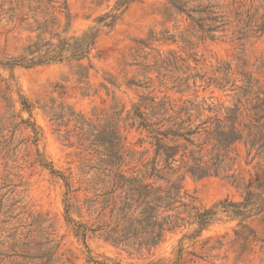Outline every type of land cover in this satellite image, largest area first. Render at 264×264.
I'll list each match as a JSON object with an SVG mask.
<instances>
[{
	"label": "rangeland",
	"instance_id": "1",
	"mask_svg": "<svg viewBox=\"0 0 264 264\" xmlns=\"http://www.w3.org/2000/svg\"><path fill=\"white\" fill-rule=\"evenodd\" d=\"M92 2L68 0L69 37L81 36L94 25V19L110 12L117 0H101L99 7ZM169 2L133 3L111 32L100 34L89 59L33 68L0 66V264H171L180 249L182 264H264V213L245 221L244 229L238 219L219 212L218 220L200 236L180 244L183 236L197 227L179 229L161 247L141 254L115 248L99 238H89L85 244L65 220V185L49 166L76 183L86 172L83 164L97 161L93 150L110 138L116 122L125 146L144 151L147 146L139 145L143 132L127 120L143 98L205 100L207 105L230 106L234 92L208 88L199 78L191 79L189 88H176L178 79L200 74L208 80L219 69L221 73L215 77L221 78L228 66L231 80L241 85L239 73L243 70L264 93V72L255 67L264 58V38H252L240 48L233 42L235 23L228 36L215 42L193 39L194 45L185 49L182 35L190 29V21L178 13L169 21L163 14ZM232 2L190 0V8L217 6L211 10L233 19ZM29 4L28 0H0L2 62L19 56L37 36L32 32L35 26ZM23 18L29 19L23 22ZM65 25V19L58 16L49 32L60 33ZM165 60L177 63L166 68ZM117 113L121 115L114 116ZM104 133L107 136L101 141L98 136ZM237 154L231 172L185 180V190L196 208L244 201L247 186L262 171L257 162L248 164L242 146ZM232 175L234 178L227 177ZM251 191L261 190L253 187ZM246 236L248 240L243 239ZM49 240L53 242L47 245ZM50 247H54L53 258L46 263L44 256Z\"/></svg>",
	"mask_w": 264,
	"mask_h": 264
},
{
	"label": "trees",
	"instance_id": "2",
	"mask_svg": "<svg viewBox=\"0 0 264 264\" xmlns=\"http://www.w3.org/2000/svg\"><path fill=\"white\" fill-rule=\"evenodd\" d=\"M28 1L35 26L32 32L37 36L19 56L0 61V66L33 68L89 59L100 34L111 32L128 8L140 0H117L110 12L94 19V25L79 37L68 36L72 28L68 0ZM92 4L99 7L102 2L93 0ZM216 7L194 9L190 8V0H170L163 14L169 21L175 13L187 16L190 29L182 35L185 49L194 45L193 39L215 42L228 36L235 23L233 42L240 48L252 38H264V0H233L229 5L233 19L217 15L211 10ZM58 16L65 19L66 25L60 33L52 34L49 28L57 24ZM28 19L23 18V22ZM46 34L50 35L49 39H45ZM194 61L198 63L195 58ZM176 63L177 60H165L163 65L169 68ZM255 67L264 72V58ZM229 69L228 66L221 78L215 77L221 73L219 69L208 80L200 74L178 79L176 88H189V81L199 78L206 81L208 88L234 92L232 105L146 97L134 106L133 115L127 116L132 126L143 132L139 145L147 146L144 151L138 153L125 146L116 122L110 138L93 150L97 161L83 164L82 170L86 172L76 183L49 166L52 174L59 175L64 182L65 220L75 237L85 244L89 238H99L128 252L150 253L179 229L197 227L193 233L185 234L180 244L200 236L218 220L219 212L238 219L244 229L245 221L264 213V93L256 87L251 74L241 70V85H238L229 77ZM205 112L212 115L206 116ZM104 135L98 138L105 139L107 135ZM239 146L245 149L248 164L257 162L262 171L247 186L244 201H224L210 209L196 208L185 190V180L189 177L202 180L231 172ZM90 172H93L91 176ZM253 187L261 190L260 193L252 192ZM243 239L248 240V236ZM52 242L49 240L47 245ZM53 248L46 249V263L53 258ZM182 260L183 249H180L178 258L171 264H182Z\"/></svg>",
	"mask_w": 264,
	"mask_h": 264
}]
</instances>
